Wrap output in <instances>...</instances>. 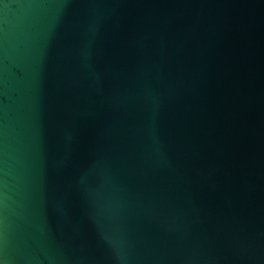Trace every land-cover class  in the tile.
I'll use <instances>...</instances> for the list:
<instances>
[{
  "label": "water",
  "instance_id": "obj_1",
  "mask_svg": "<svg viewBox=\"0 0 264 264\" xmlns=\"http://www.w3.org/2000/svg\"><path fill=\"white\" fill-rule=\"evenodd\" d=\"M0 264H264V0H0Z\"/></svg>",
  "mask_w": 264,
  "mask_h": 264
}]
</instances>
